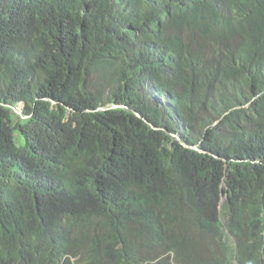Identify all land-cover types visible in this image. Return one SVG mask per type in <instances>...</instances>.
<instances>
[{"label": "trees", "instance_id": "trees-1", "mask_svg": "<svg viewBox=\"0 0 264 264\" xmlns=\"http://www.w3.org/2000/svg\"><path fill=\"white\" fill-rule=\"evenodd\" d=\"M68 257L264 264V0H0V264Z\"/></svg>", "mask_w": 264, "mask_h": 264}, {"label": "clouds", "instance_id": "clouds-1", "mask_svg": "<svg viewBox=\"0 0 264 264\" xmlns=\"http://www.w3.org/2000/svg\"><path fill=\"white\" fill-rule=\"evenodd\" d=\"M178 138V137H177ZM222 187H225V185H223ZM223 198H222V204L225 202V200L227 199L226 197H224V196H222ZM69 258V262H70V264H84V263H82V262H79V257H68ZM64 264H66V263H64Z\"/></svg>", "mask_w": 264, "mask_h": 264}, {"label": "rangeland", "instance_id": "rangeland-1", "mask_svg": "<svg viewBox=\"0 0 264 264\" xmlns=\"http://www.w3.org/2000/svg\"><path fill=\"white\" fill-rule=\"evenodd\" d=\"M23 105L21 104V105H19L16 109H15V111H16V113L17 114H19V115H21L22 114V112H23ZM178 140H179V138H177ZM16 143L18 144V145H20L21 143H22V141H21V139L19 138L17 141H16Z\"/></svg>", "mask_w": 264, "mask_h": 264}, {"label": "water", "instance_id": "water-1", "mask_svg": "<svg viewBox=\"0 0 264 264\" xmlns=\"http://www.w3.org/2000/svg\"><path fill=\"white\" fill-rule=\"evenodd\" d=\"M139 116V115H138ZM140 117V116H139Z\"/></svg>", "mask_w": 264, "mask_h": 264}]
</instances>
